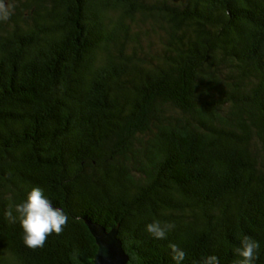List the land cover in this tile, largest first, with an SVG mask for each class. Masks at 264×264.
Returning a JSON list of instances; mask_svg holds the SVG:
<instances>
[{"label":"trees","instance_id":"16d2710c","mask_svg":"<svg viewBox=\"0 0 264 264\" xmlns=\"http://www.w3.org/2000/svg\"><path fill=\"white\" fill-rule=\"evenodd\" d=\"M0 4V264H93L86 220L127 264H238L242 235L264 264V0ZM33 186L69 217L36 249L5 215Z\"/></svg>","mask_w":264,"mask_h":264},{"label":"clouds","instance_id":"9594fccd","mask_svg":"<svg viewBox=\"0 0 264 264\" xmlns=\"http://www.w3.org/2000/svg\"><path fill=\"white\" fill-rule=\"evenodd\" d=\"M9 9L0 4V20L8 19ZM5 215L13 222L19 221L23 230V243L31 249L42 248L52 233L60 234L68 222V213L63 207L55 206L40 186H33L26 197L11 204ZM175 227L172 223H161L154 219L146 225V231L155 239H166ZM175 264H183L185 251L176 244L169 245ZM260 243L248 235L240 237L239 246L234 251L240 257L238 264H256L259 258ZM199 264H220L216 255L203 256Z\"/></svg>","mask_w":264,"mask_h":264},{"label":"water","instance_id":"95a60500","mask_svg":"<svg viewBox=\"0 0 264 264\" xmlns=\"http://www.w3.org/2000/svg\"><path fill=\"white\" fill-rule=\"evenodd\" d=\"M85 222L97 246L93 264H127L129 257L118 236V225L106 229L99 223Z\"/></svg>","mask_w":264,"mask_h":264}]
</instances>
